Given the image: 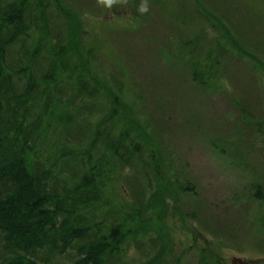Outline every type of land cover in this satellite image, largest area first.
<instances>
[{"label": "rangeland", "instance_id": "obj_1", "mask_svg": "<svg viewBox=\"0 0 264 264\" xmlns=\"http://www.w3.org/2000/svg\"><path fill=\"white\" fill-rule=\"evenodd\" d=\"M51 2L69 10L77 56L92 57L84 71L106 91L99 103L114 101L116 135L141 129L145 158L160 168L158 196L135 208L121 188L132 167L94 149L89 168L114 173L95 219L121 208L135 263L133 236L144 234L153 264H264V0ZM59 134L44 128L41 148L88 159Z\"/></svg>", "mask_w": 264, "mask_h": 264}, {"label": "trees", "instance_id": "obj_2", "mask_svg": "<svg viewBox=\"0 0 264 264\" xmlns=\"http://www.w3.org/2000/svg\"><path fill=\"white\" fill-rule=\"evenodd\" d=\"M41 8L39 15L36 0H0V264H153L154 245L137 238L144 234L133 236L143 255L127 258L121 208L95 219L114 173L89 168L94 149L112 151L109 166L133 170L122 192L144 207L159 194L160 168L145 158L148 139L134 125L116 135L110 118L118 111L113 100L99 103L106 91L85 75L92 57L73 48L69 10L51 0ZM195 74L205 81L201 70ZM49 125L67 144L84 146L88 159L69 146L43 150Z\"/></svg>", "mask_w": 264, "mask_h": 264}, {"label": "clouds", "instance_id": "obj_3", "mask_svg": "<svg viewBox=\"0 0 264 264\" xmlns=\"http://www.w3.org/2000/svg\"><path fill=\"white\" fill-rule=\"evenodd\" d=\"M102 2L107 4V5H109V6H111L115 2V0H102ZM140 10L142 12H146L148 10L147 5L146 4L142 5Z\"/></svg>", "mask_w": 264, "mask_h": 264}]
</instances>
